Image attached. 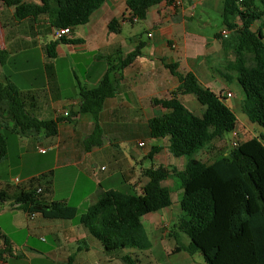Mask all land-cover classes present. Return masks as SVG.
I'll list each match as a JSON object with an SVG mask.
<instances>
[{"label": "crops", "instance_id": "crops-1", "mask_svg": "<svg viewBox=\"0 0 264 264\" xmlns=\"http://www.w3.org/2000/svg\"><path fill=\"white\" fill-rule=\"evenodd\" d=\"M126 1L105 0L88 24L72 30L68 39L76 41L57 44L52 53L48 52V45L56 39L49 14L19 20L14 7L0 3V83L18 89L24 96L27 110L33 115L58 122L57 135L47 137L52 153H49V160L54 165L46 167L45 173L50 175L53 191L57 184L56 170L65 172L70 167L78 168L71 192L77 193L78 201L72 206L77 207L78 212L81 210L80 214L97 201L101 191L118 190L125 182L135 191L143 190L148 182L144 174L147 169L141 167L137 171L134 168L143 158L152 161L150 168L169 171L164 183L170 196L175 192L170 183L176 176L173 170L183 171L187 160L178 158L176 161L168 150L167 140L152 139L148 129L151 119L167 112L162 106L153 105V100L170 98L180 83L168 65H176L174 72L178 75L193 72L201 84L220 97L236 116L237 110L243 111V99H238L228 86L229 81L216 77L209 63L211 55L220 56L221 43L216 35L224 27L209 38L201 32L207 23L201 24L197 20L199 13L211 18V10L222 18L224 0L181 1L174 11L172 6L162 2L148 10L147 18L143 20L148 27L147 39L140 32L125 33L126 21L122 20L128 16ZM25 2L40 4L39 0ZM112 20L121 23L118 32L110 30ZM209 48L215 50L212 52ZM223 58L220 62L225 60V55ZM104 79L108 80L109 94L94 110L80 111L82 90L96 89ZM227 93L231 95L227 96ZM179 98L186 107L197 105L193 95H179ZM196 109L201 113L204 110L202 106ZM65 111L71 116L66 117ZM245 116L246 119L238 120L236 127L242 142L261 134L258 126ZM21 139L30 141L25 137ZM141 141L151 144L142 158L137 152L128 151L127 156L120 158L118 149L121 146H140ZM219 141H224L223 137L211 146ZM228 152L226 150L222 155ZM107 160L114 165L110 171ZM1 184L0 181V189L3 188ZM178 189L182 193L181 186ZM54 196L53 191L48 197L51 201L71 204L69 197L58 200ZM176 204L178 207L172 204L144 217L149 240L154 239V242L150 241L149 251L106 252L77 219L49 220L37 215L32 219L13 201L0 202V217L6 216L12 230L25 235L22 241H17L0 221V234L10 240L14 249L13 257L0 264H128L125 257L135 264H162L172 253L185 251L183 247L179 250L176 247L171 252L169 246L165 247L167 237H175H171L168 229L175 218L179 220L180 217V200ZM45 237L50 238V244ZM183 263L194 264V261L188 256Z\"/></svg>", "mask_w": 264, "mask_h": 264}, {"label": "trees", "instance_id": "trees-1", "mask_svg": "<svg viewBox=\"0 0 264 264\" xmlns=\"http://www.w3.org/2000/svg\"><path fill=\"white\" fill-rule=\"evenodd\" d=\"M175 1L127 0L128 16L122 21L134 24V18L145 20L151 8L162 2L171 6ZM104 2L39 0L40 4L35 5L25 0H0V3L15 8L19 20L49 14L54 30L68 27L73 30L88 24ZM222 24L230 34L225 38L219 33L216 38L223 51H232L235 58L228 61L223 70L211 66L212 71L230 83L232 80L238 82L244 96L243 112L258 126L260 136L230 148L227 155L211 164L202 161L199 154L225 133H232L238 127V119L193 72L175 73L176 65H168V68L179 77V86L170 98L153 100V105H160L167 112L149 121V135L152 139H166L170 154L187 160L183 171L175 169L173 172L183 189L177 227L188 237L189 249L198 250L205 264H264V0H224ZM120 26L117 20L109 24L113 32H118ZM68 38L52 41L48 52L52 53L57 44L76 41ZM107 82L104 79L96 89L82 90L80 111H92L102 103L109 94ZM184 94L195 96L204 107L200 115L190 112L184 105L179 98ZM7 120L13 123L12 126ZM57 123L33 115L27 110L24 96L18 89L0 83V163L8 156L11 135L21 131L32 136L54 137L58 133ZM144 174L148 182L144 185L143 196L138 195L132 185L126 192L101 191L97 201L81 215L75 206L47 199L44 190L50 187L48 178L43 184L32 177L27 185H17L13 193L7 184L6 188L0 189V202L13 201L29 218L37 215L49 220L77 219L106 252L128 249L145 252L152 245L143 217L169 208L173 202L164 183L169 171L150 168ZM39 188H43V192L39 193ZM13 252L10 240L0 234V261L13 257ZM124 261L135 264L129 257Z\"/></svg>", "mask_w": 264, "mask_h": 264}, {"label": "rangeland", "instance_id": "rangeland-1", "mask_svg": "<svg viewBox=\"0 0 264 264\" xmlns=\"http://www.w3.org/2000/svg\"><path fill=\"white\" fill-rule=\"evenodd\" d=\"M198 10L199 12L201 11L200 8ZM211 13H212L211 18L199 13V17L197 19L199 23L201 24L207 23V26H205L201 30V32L203 36L205 35L206 37H209V38L210 37L213 38V36L217 32H219V30L223 26L222 18L219 16V14L213 10H211ZM147 29L148 27L143 20H140L138 23H134V24L126 22V25L124 27L125 33L130 34L132 32L134 33L140 32V34L144 36L146 39H147L146 37ZM219 47L221 50H219L218 55L220 56L213 57L211 55V60H210L211 62L209 63L210 65H212V67L223 70V68L227 65L228 61L234 60L235 56L233 52L230 50L227 52H224L222 49V45ZM216 48L218 49V46ZM211 50L212 48H209V51ZM213 50H215V48ZM223 55H225V60L220 62V59H224ZM77 74L80 76L78 72ZM216 77H219V75L217 74ZM228 86H230L232 91L236 93V95L238 96V99L239 100L243 99V102H244V96H243L240 86L238 85V82L236 80H232V82L228 84ZM187 107L190 112L196 115L201 114V112L198 109H196V108L201 107V104H199L198 102H197V105L195 106H192L191 104H189V106ZM241 112L243 111H240V110L236 111L239 121H242V119H246L245 114ZM8 123L10 124V126H12L13 124L10 120H7V124ZM23 137L27 138V140H30L29 143H27V141L26 142L22 141L21 138ZM223 139L224 141H219L215 145L204 149L199 154V158L202 161L211 164L217 158H220L224 151L226 150L229 151L231 148L230 143L232 141L231 133H225L223 136ZM146 145L147 146H144V147H140L136 144L128 145V147L121 146L118 149V153L120 155V158H122L123 156H127L126 153L128 154V152H137L139 156L142 158L145 150H147L151 146V144L148 141L146 142ZM48 148L50 147H48L47 137L42 134L40 135L37 134V135L32 136V134H23L21 131H18V135H11L9 137L8 156L4 161L0 163V181L2 183L1 184L2 187L6 188L7 184H9V186L12 188V193H13V192H16L17 185L19 184L20 185L24 184V186L27 185V181L32 177L38 178L43 184L45 183V178H48L50 180V175L48 173H45V168L49 166H53L54 163L49 160L50 154L52 153H50V149ZM41 149H45L46 152L41 153L40 151ZM46 153H48V155H46ZM174 159L178 161V158L174 157ZM183 159L185 158H180L181 161H183ZM151 164H152V161L150 159L143 158L141 162L135 164L134 168L137 171H139L141 167H145L146 169H149L151 167ZM106 166H107L108 171H110L114 165L112 164L110 160H107ZM77 172H78L77 167L76 168L70 167L66 169L65 172L60 171V169L55 171V176L57 180L56 187L53 189L54 194H55L54 196L55 199L61 200L63 198L69 197L71 199L70 205L72 204L75 205V203H77L78 201L76 198L77 193L71 192V188H72L71 183L73 181L74 175H76ZM99 173L102 174V172L100 171ZM118 176L119 175L117 174L116 177ZM16 179L18 181H16ZM170 183H171V186L173 187V191L175 190L173 195H171V200L174 204V207H178L176 204V201L181 200L182 198V193L178 191L179 190L178 188H180L181 186V182L176 176H173L170 180ZM127 188H129V185L123 184V186L122 185L118 186L117 189L123 190V192H126ZM53 191H51L50 187L44 190V194L48 200H50L48 197L49 194L52 193ZM136 192L140 196L144 195L142 188H139L138 191ZM177 209H180V208H177ZM78 213L80 214L81 210H79ZM155 215H157V213H155ZM142 220L146 225L147 223L146 218L143 217ZM0 221H2L6 225L9 231V234H11L14 237V239H16L17 241L23 240L25 235L21 232H14L12 228L10 227L9 220L6 216H1ZM177 224H178V220L175 218V220L172 223V226H170V228L168 229L171 235H173L171 237H174V236L175 237L174 239H171L168 236L165 247L169 246L168 248H171V252L175 250L176 247H183L185 251L180 254L172 253L169 256V259L167 260L166 258V260L163 261L162 264H169V262L172 264H184L183 262H185V259H187L188 256L189 258L192 259V261H194V264H205L203 256L198 250L189 249V244H190L189 239L184 232L178 229ZM166 230L165 232H167ZM147 231H148V228H147ZM147 234L150 237L148 232ZM32 239L34 240V238ZM45 239H46L47 244L51 243V240L49 237L48 238L45 237ZM150 241L154 242V239L153 240L150 239Z\"/></svg>", "mask_w": 264, "mask_h": 264}, {"label": "built area", "instance_id": "built-area-1", "mask_svg": "<svg viewBox=\"0 0 264 264\" xmlns=\"http://www.w3.org/2000/svg\"><path fill=\"white\" fill-rule=\"evenodd\" d=\"M240 1H241V0H240ZM180 5H181V0H176L175 3H174L173 5H171V6H172V11H174V9H175L177 6H180ZM137 22H138V20H137L136 18H134V19H133V23H137ZM71 34H72V29L69 28V27H68V28H60V29L54 30V37H55L56 40H57V39H60V38H68ZM229 34H230L229 30H227V29H225V28L221 31V35H222L223 37H225V38L228 37ZM149 36H151V35H149ZM172 47L174 48L175 45H173ZM230 95H231L230 93H227V96H230ZM64 115H65L66 117L71 116V114H70L69 111H65ZM231 136H232V141H231V143H230L231 148H236V147H238L239 144L242 143L239 131H238L237 129H235V130L231 133ZM139 145H140V147H143V146H146V143H145L144 141H141V142L139 143ZM40 151H41V153H45V152H46L45 149H41ZM16 181H18V180L16 179ZM38 192L41 193V192H42V188H39V189H38ZM34 217H35V215H32L30 218L33 219Z\"/></svg>", "mask_w": 264, "mask_h": 264}]
</instances>
